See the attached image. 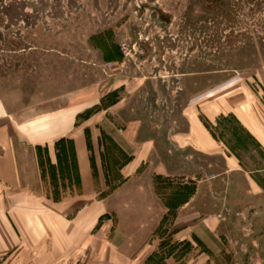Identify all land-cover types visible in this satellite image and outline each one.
<instances>
[{
	"label": "rangeland",
	"instance_id": "obj_1",
	"mask_svg": "<svg viewBox=\"0 0 264 264\" xmlns=\"http://www.w3.org/2000/svg\"><path fill=\"white\" fill-rule=\"evenodd\" d=\"M263 68L264 0H0V96L19 110L44 99L92 105L78 127L94 174L88 194L57 170L54 187L41 151L44 196L8 213L19 244L0 264H264V194L255 199L245 180L263 156L235 115H202L207 89L229 81L255 88ZM195 96L189 111L240 158L244 172L233 175L229 191L213 183L211 197L201 185L191 207L178 212L208 159L195 154V164L181 163L161 143L169 176L144 165L129 182L122 169L133 151L122 129L134 120L145 133L168 127L176 104ZM192 173L195 181L187 179Z\"/></svg>",
	"mask_w": 264,
	"mask_h": 264
},
{
	"label": "crops",
	"instance_id": "obj_2",
	"mask_svg": "<svg viewBox=\"0 0 264 264\" xmlns=\"http://www.w3.org/2000/svg\"><path fill=\"white\" fill-rule=\"evenodd\" d=\"M203 94V117L213 121L222 115H235L255 141L256 149L264 159V68L255 71V88L246 83L229 81L211 87ZM14 98L16 100V96H12L11 100ZM195 98L196 96L191 98L184 107H178L176 104L173 110L175 119L168 127L152 125V130L145 133L146 126L142 121L134 120L122 129L124 147L133 151L131 159L122 169L125 180L129 182L144 165H151L159 176H169L167 163L159 157L161 143L167 147V151L171 150L170 153L175 152L176 159H180L181 163L195 164V154L208 159L207 170L204 165V174L198 175L200 180L197 190L190 196L191 199L181 205L178 212L191 207L192 202L200 195L201 185L210 186L208 196L211 197L213 183L225 182L226 186L228 185V188H225L229 191V187L234 183L233 175L244 172L240 158L229 151L225 142L214 136L211 129L203 123L200 114L189 111L188 106ZM63 99L67 100L66 93L59 98L60 101ZM44 100L42 106L38 104L21 108L20 110L25 112L20 114L19 109L9 106L7 98L0 96V256L19 244V234L8 213L17 211L26 198L44 196L40 192L42 175L37 146H48L52 152L58 140L73 139L83 195L88 194L91 185L94 186L93 163L87 136L85 131L78 127L79 117L92 105H64L63 102L53 103L52 99ZM179 121H182L184 126L181 127ZM91 133L93 139L98 142L99 134H94L92 129ZM212 159H220L221 162L212 164ZM262 161L256 162L255 171L252 170L251 176L245 178L247 187L255 188V199L264 194V179L259 176L264 177V160ZM216 164H220L219 173L212 174V167L218 166ZM187 175V179L192 181L198 177L196 173ZM227 191L223 192L225 197L228 195ZM216 194L222 195V192ZM206 219L201 217L199 223L205 222Z\"/></svg>",
	"mask_w": 264,
	"mask_h": 264
},
{
	"label": "trees",
	"instance_id": "obj_3",
	"mask_svg": "<svg viewBox=\"0 0 264 264\" xmlns=\"http://www.w3.org/2000/svg\"><path fill=\"white\" fill-rule=\"evenodd\" d=\"M41 151L48 155V162L51 169V179L54 187L57 186L56 171L61 175V180L68 181L69 186L81 189V176L79 172L77 154L75 149L74 140L71 138H62L54 144V156L56 164L53 163L52 153L48 146H37V157L40 169L42 170V178L45 177L44 162L42 159ZM54 171V172H53ZM63 197L54 192L53 199L56 202L62 200Z\"/></svg>",
	"mask_w": 264,
	"mask_h": 264
},
{
	"label": "flooded vegetation",
	"instance_id": "obj_4",
	"mask_svg": "<svg viewBox=\"0 0 264 264\" xmlns=\"http://www.w3.org/2000/svg\"><path fill=\"white\" fill-rule=\"evenodd\" d=\"M260 209L258 208V209H256L255 210V208L254 209H252V210H250V212H249V217H250V215H251V213H256L257 211H259ZM259 212H261V211H259Z\"/></svg>",
	"mask_w": 264,
	"mask_h": 264
},
{
	"label": "built area",
	"instance_id": "obj_5",
	"mask_svg": "<svg viewBox=\"0 0 264 264\" xmlns=\"http://www.w3.org/2000/svg\"><path fill=\"white\" fill-rule=\"evenodd\" d=\"M123 52H124V55L128 53V48H126V46L123 47Z\"/></svg>",
	"mask_w": 264,
	"mask_h": 264
}]
</instances>
